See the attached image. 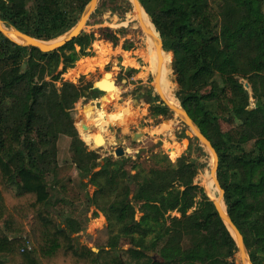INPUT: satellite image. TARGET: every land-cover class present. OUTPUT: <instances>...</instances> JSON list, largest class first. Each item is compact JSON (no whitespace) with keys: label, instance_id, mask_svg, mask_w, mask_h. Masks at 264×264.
<instances>
[{"label":"trees","instance_id":"16d2710c","mask_svg":"<svg viewBox=\"0 0 264 264\" xmlns=\"http://www.w3.org/2000/svg\"><path fill=\"white\" fill-rule=\"evenodd\" d=\"M30 1L28 11L25 0H0V19L41 41L67 33L90 2ZM139 1L162 41L160 54L171 55L175 98L217 153L227 214L251 264H264V0ZM103 38L117 41L111 33ZM94 40L82 32L43 53L0 33V264H235V240L194 185L199 166L185 155L133 175L131 198L101 210L109 230L105 248L93 251L72 237L71 221L65 228L57 221L46 181L57 140L77 136L68 112L78 100L102 93L91 84L79 90L61 76L93 56ZM151 113L169 110L160 102ZM218 121L228 124L226 132ZM76 163L82 178L96 166L87 157ZM103 175L113 192L116 176L107 163L92 182ZM171 212L183 218L168 223Z\"/></svg>","mask_w":264,"mask_h":264},{"label":"rangeland","instance_id":"374dc122","mask_svg":"<svg viewBox=\"0 0 264 264\" xmlns=\"http://www.w3.org/2000/svg\"><path fill=\"white\" fill-rule=\"evenodd\" d=\"M127 1L129 9L125 0H98L96 8L102 13H92L83 30L84 33H92L95 37L91 46L93 56L80 59L72 69H68L61 76L63 81L70 82L81 90L110 73L117 91H102L95 99L84 97L78 100L68 112L77 136H59L57 162L46 175L57 221L64 228L67 227L68 221H71L72 237L95 252L99 248H105L109 237L108 223L101 210L125 195L131 198L136 188L131 179L133 175L145 174L168 163L174 164L181 156L185 155L199 166L193 180L194 185L201 187L208 198L216 200L223 209L221 194L211 174L213 157L210 152L193 135H187L190 129L171 110L168 109L167 116L151 113V107L162 100L154 87L155 73L148 69L152 61L149 54H158L162 59L164 55L160 54L157 48L159 44L155 29L150 28L149 21L141 11L134 10L130 0ZM25 2L27 10L30 11L32 2ZM80 16H77V21ZM149 30H152L150 40ZM104 33L114 35L116 43L104 39ZM168 60V63L163 61L160 82L162 80L163 84V80L166 81V93L177 101L174 95L176 84L171 69V55ZM56 86L59 87V83ZM159 86L161 88V84ZM160 90L165 97L162 88ZM153 98L156 101L152 102ZM86 108H90L95 116L83 115L82 112ZM81 120L95 128L86 137L79 128ZM217 124L222 132H226V122L218 121ZM97 133L105 138L103 146L97 147L93 144ZM119 146L125 151L122 157L114 155ZM86 157L96 166L89 175L82 178V171L78 169L76 162H81ZM106 163L116 176V188L114 187L113 192L108 190L114 185L106 183V176H99L95 182H92L91 178L92 174L99 172L101 166ZM101 188L104 189L103 193L98 194ZM190 212L191 209L186 215ZM139 216L136 212L135 220H138ZM167 217L168 223L183 218L176 212L169 213ZM2 230L0 224V236L3 234ZM127 246L126 243L118 244L116 248ZM233 261L235 264H241L239 252Z\"/></svg>","mask_w":264,"mask_h":264},{"label":"water","instance_id":"95a60500","mask_svg":"<svg viewBox=\"0 0 264 264\" xmlns=\"http://www.w3.org/2000/svg\"><path fill=\"white\" fill-rule=\"evenodd\" d=\"M130 2L132 3L134 10H139V6L141 7L139 0H133V1L130 0ZM97 3H98V0H90V2L85 7V10H83L81 16L79 17L78 21L76 22V24L67 33L62 35V36H64V38L61 40H58V38L55 40H51V41L37 40V39H34L33 37H31L29 35H26L25 33L20 32L19 30L15 29V28L10 27L11 30H13L16 37L22 41V43H18L16 41H13L11 38H9L7 36V34H6L7 28L1 19H0V33L5 38L11 40L12 42H14L20 46L33 47V48H36L43 53L53 52V51H56L57 49L63 47L67 43L73 41L76 37H78L83 32L84 27L86 26L87 21H88V19L92 13H94V14H101L102 13L99 9L96 8ZM158 36H159V34H158ZM157 48L160 49L159 51H162V53L164 52L163 48H162V41H161L160 37H159V45ZM162 64H163V59L159 55L158 60H157V69H156V73H155V83H154L155 90L157 91V94L160 97V99L162 100L163 104L169 110H171L173 113H175L190 129V132H188L187 135L188 136L193 135V137L195 139H197L200 142V144L202 146H204L212 155L213 167L211 169V174L215 178V183H216L217 189H218L219 193L221 194V199H223V190H222V188H221V186L217 180V175H216L217 168H218L217 153H216L215 149L213 148V146L211 145V143L209 142V140L201 133V131L194 124V122L188 116L186 111L180 106V104L178 103L176 105V107L169 104L167 102L166 98L161 93L159 85H160ZM22 69H23V66H22ZM110 76H111L110 73H106L104 75L103 79L96 81L92 84V88L97 89L99 91H104V92L107 91V89H109V87H113V85L115 84V82L112 81V82H108V86L102 85L103 82L105 81V79L110 77ZM245 87L247 88L248 85L245 84ZM79 128L81 129L82 132H88V133H92L95 129L92 125L86 124L84 120H81L79 122ZM93 144L97 147L103 146L105 144V138L101 134L97 133L95 135V138L93 139ZM124 154H125V151L120 146L117 147L114 151V155L116 157H122ZM211 201H212L220 219L222 220V222L224 223V225L229 230L230 234L232 235V237L235 240L237 250H238L239 255H240L241 264H245L246 261H248L251 264L250 259H249L248 254H247V251H246V248H245V245H244V242H243V237H242L241 233L239 232L237 227L233 224L232 220L230 219V217L227 214V211L221 209L219 204L216 201H214V200H211ZM149 257L154 259V255L152 253H149Z\"/></svg>","mask_w":264,"mask_h":264},{"label":"bare ground","instance_id":"6f19581e","mask_svg":"<svg viewBox=\"0 0 264 264\" xmlns=\"http://www.w3.org/2000/svg\"><path fill=\"white\" fill-rule=\"evenodd\" d=\"M133 1V0H132ZM139 10L141 11V14L147 19V21H149V23H150V28H154V26H153V24L151 23V21L149 20V18H148V16H147V14H145L144 13V10L139 6ZM6 34H7V36L9 37V38H11L13 41H16V42H18V43H22V41L19 39V38H17L16 37V35L14 34V32H13V30H11V29H6ZM151 34H152V30H149V34H148V39L150 40V37H151ZM64 38V36H61V37H59L58 38V40H61V39H63ZM157 39V42H158V44H159V39L158 38H156ZM160 50V49H159ZM149 56L151 57V63H150V66H151V69H152V71H153V73H156V69H157V60H158V57H159V55L158 54H155V56L154 55H152V53L151 54H149ZM169 59V56L168 55H164L163 56V61L165 62V63H168V60ZM108 79H109V77L108 78H106L105 79V81L103 82V84L102 85H104V86H108ZM160 79H161V77H160ZM166 82V81H165ZM165 82H164V80H163V84H162V80H161V82H160V84H161V88H162V91H163V93H164V95H165V98H166V100H167V102L169 103V104H171V105H173V106H175L176 107V105H177V101L171 96V97H169L168 95V93H166V87H165ZM167 84V83H166ZM160 88V89H161ZM113 89V87H109V89H107V91H109V90H112ZM92 114V110L90 109V108H86L84 111H83V115H85V116H90ZM212 178H213V182H214V184L216 185V183H215V178H214V176L212 175ZM211 196V195H210ZM211 198L213 199V196H211ZM220 198H221V195H220ZM216 201V200H215ZM221 203H222V205H223V202H222V199H221ZM223 210H224V205H223ZM245 264H250L248 261H246L245 262Z\"/></svg>","mask_w":264,"mask_h":264},{"label":"flooded vegetation","instance_id":"af4514ba","mask_svg":"<svg viewBox=\"0 0 264 264\" xmlns=\"http://www.w3.org/2000/svg\"><path fill=\"white\" fill-rule=\"evenodd\" d=\"M144 53H145V55H146V52H145V49H144ZM142 57V56H141ZM143 58V57H142ZM143 60H144V58H143ZM145 62H146V60H144ZM150 65V64H149ZM148 69H149V71L151 72V73H153V71H152V69H151V66H148ZM113 80L111 79V76L109 77V79H108V82H112ZM114 82V81H113ZM112 90H114V92L116 93V91H117V86H116V84H114L113 85V89ZM83 113V112H82ZM92 114H93V117L95 116V114L93 113V111H92ZM92 114H91V116H92ZM93 117H91V118H93ZM90 118V119H91ZM97 119V118H96ZM98 123L100 124V119H98ZM98 124V125H99ZM83 135L86 137V135H88V132H83Z\"/></svg>","mask_w":264,"mask_h":264}]
</instances>
